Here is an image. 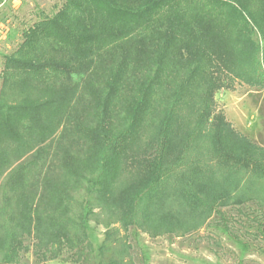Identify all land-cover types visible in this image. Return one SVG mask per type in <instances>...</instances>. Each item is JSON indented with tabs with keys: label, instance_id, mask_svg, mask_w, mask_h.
<instances>
[{
	"label": "trees",
	"instance_id": "16d2710c",
	"mask_svg": "<svg viewBox=\"0 0 264 264\" xmlns=\"http://www.w3.org/2000/svg\"><path fill=\"white\" fill-rule=\"evenodd\" d=\"M149 2L137 9V0H65L55 14L23 29L20 43L4 57L0 71V177L14 162L33 152L13 166L0 183L4 189L0 264H18L20 252L29 249L24 242L30 236L43 259L55 258L61 247L73 251L86 242L85 218L92 214L93 206L120 205L123 209L125 195L130 204L167 175L171 168L163 154L150 157V150H146L152 142L148 137L138 143V133L151 115L159 120L163 132L168 130L178 118L177 104L183 99L184 86L194 79L204 86L203 93L220 87L208 71L216 63L204 59L201 45L193 43V35L212 34L205 26H230L234 32L232 74L249 85H264V74L257 66L258 46L251 39L254 27L264 38V12L257 21L248 7L249 0H234L236 5L228 7L216 0H185L180 5L171 0ZM190 2L196 6L192 13L186 11ZM211 3L229 9L231 17L217 22L220 13H214ZM164 4L170 5L166 14H162ZM162 15L164 21L187 27L159 26L156 23L162 22ZM161 36L165 43L157 48L154 39ZM145 37L149 38V50ZM156 51L159 54L155 57ZM209 51L212 54L213 48ZM240 54L245 56L241 62L235 58ZM171 55L174 73L165 76L158 63ZM72 74L82 75V81L70 85ZM177 79L180 83H175ZM161 82L165 87L159 86ZM80 92L88 95L87 101L80 102ZM122 98L126 102L118 103ZM128 103L134 104L133 110ZM201 111L203 117L210 114L205 108ZM194 119L186 125L192 134L198 133L205 121L200 118L196 124ZM214 119L218 160L227 161L230 156L226 153L232 149L236 165L232 170L245 169L254 160L255 144L231 129L223 116L215 115ZM64 120L71 121L86 152L79 155L64 150L59 158L60 175L45 172L39 194L36 164L40 160L44 163L47 157L39 144L51 138ZM132 166L140 170L139 180L125 191L114 190L111 181ZM82 189L93 196L77 203L72 193ZM38 194L39 202L33 204ZM106 194L110 198H105ZM73 203L78 211L70 217ZM83 204L89 206L85 212ZM115 223L119 226L114 227ZM134 224L143 228L135 214L125 210L104 222L102 250L109 248L107 244L120 229L127 232ZM130 251V243L124 240L118 250L120 259L110 263L127 264Z\"/></svg>",
	"mask_w": 264,
	"mask_h": 264
},
{
	"label": "rangeland",
	"instance_id": "374dc122",
	"mask_svg": "<svg viewBox=\"0 0 264 264\" xmlns=\"http://www.w3.org/2000/svg\"><path fill=\"white\" fill-rule=\"evenodd\" d=\"M137 1V9L151 3L149 0ZM216 1L227 7L234 4V0ZM249 1L251 13L257 17V21L260 20V15L264 12V0ZM64 2L65 0H0V71L4 57L22 40L21 31L44 16L55 14ZM171 2L180 5L185 0ZM190 3L186 5V11L192 13L191 9L196 6ZM214 4L211 3L214 13H220L217 22L231 17L229 9L224 6L220 9ZM161 6L164 10L162 14H166L164 12L170 5ZM163 17L164 15L160 16L161 20ZM246 19L249 21L248 17ZM156 24L164 27L173 24L181 28L187 27L164 20L157 21ZM205 27L212 34L204 33L203 30L204 34L192 36L193 43L201 45L204 59H212L216 63L217 66L209 67L208 71L215 84L222 88L219 87L212 93H203L204 86L194 79L184 86L183 99L177 104L178 118L169 124L168 130L164 129L163 132L159 127V120L151 115L146 117L138 133L141 136L138 143L146 141L148 137L152 142L146 150H150V157L156 153L163 154L171 170L159 181L152 183L146 193L138 196V200L129 204L125 195L127 205L123 209L120 205L114 207L107 204L101 208L93 206L92 214L85 218L86 242L73 251L61 247L58 256L43 259L36 251L33 243L35 239L25 237L24 243L28 244L29 249L20 252L18 264H111L110 260L120 259L121 253L118 250L124 240L131 245V260L127 264H264V85H249L232 74L231 44L234 32L230 26L218 24ZM253 29L251 39L258 46L257 66L264 74V38L255 27ZM148 41L149 38L145 37L146 50L150 49H147L150 46ZM164 43L162 36L154 39V46L157 48L163 47ZM210 48H213L212 54ZM158 54L159 51H156L155 57ZM235 58L241 62L245 56L240 54ZM171 60L172 55L159 60L158 67L165 76L168 72L169 75L174 73ZM66 78L63 77V80L66 81ZM81 81L82 75L78 74H72L68 79L70 85ZM164 83L161 82L159 86L165 87ZM175 83H180V79ZM80 93V102L87 101L88 95ZM123 101L124 98L119 99L118 103ZM128 104L133 110L134 104ZM204 108L210 112L205 117L201 111ZM197 113L199 115L194 119ZM215 115L223 116L231 129L255 144L256 148L252 151L254 160L245 169L239 167V170H232L236 169L232 162V149L226 153L230 156L227 161L218 160L219 156L215 152L219 153L220 150L216 149L214 142ZM192 118L196 124L200 118L205 119L198 133L192 134L186 126L187 121L190 122ZM70 122L64 120L51 138L39 144L47 155L44 163L40 160L36 164L40 170L38 178L36 177V190L39 194L41 177L45 172L49 171L53 177L60 175L59 158L64 150L79 155L86 152L83 140L71 128ZM31 152L14 162L0 177V183L6 173ZM139 177L140 170L132 166L128 172L122 170L111 183L114 190L121 188L125 191ZM194 180L196 184L193 183ZM3 190L0 184V205L3 202ZM39 194L34 198L33 204L39 202ZM72 195L77 203L93 196L83 189ZM104 197L110 198L107 194ZM82 207L84 212L89 209L86 204ZM124 210L135 214L143 228L134 224L127 232L120 229L107 244L109 248L102 250L106 229L104 222ZM77 211V206L73 203L69 210L70 217ZM1 222L0 219V230ZM113 226L118 227L119 224L115 223ZM1 256L0 254V258Z\"/></svg>",
	"mask_w": 264,
	"mask_h": 264
}]
</instances>
